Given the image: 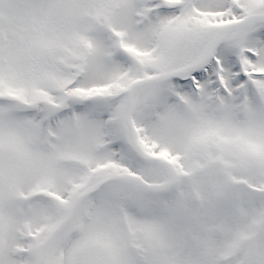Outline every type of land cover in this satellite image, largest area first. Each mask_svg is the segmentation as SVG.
I'll return each instance as SVG.
<instances>
[{"label": "snow or ice", "instance_id": "snow-or-ice-1", "mask_svg": "<svg viewBox=\"0 0 264 264\" xmlns=\"http://www.w3.org/2000/svg\"><path fill=\"white\" fill-rule=\"evenodd\" d=\"M0 264H264V0H0Z\"/></svg>", "mask_w": 264, "mask_h": 264}]
</instances>
